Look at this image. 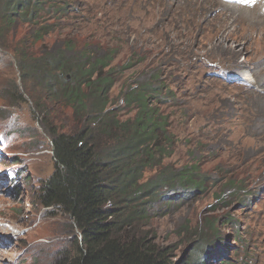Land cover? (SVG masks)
<instances>
[{
	"label": "rangeland",
	"instance_id": "374dc122",
	"mask_svg": "<svg viewBox=\"0 0 264 264\" xmlns=\"http://www.w3.org/2000/svg\"><path fill=\"white\" fill-rule=\"evenodd\" d=\"M53 1L62 7V0ZM64 1L68 18L41 20L52 31L40 41L35 33L42 27L22 18L0 31V264H57L73 247L68 217L37 202L39 185L54 168L51 135L88 125L53 96L42 72H34L37 60L55 54L65 42L99 55L116 48L112 67L141 61L120 75L110 94L108 110L119 120L133 115L121 97L125 85L135 86L158 69L167 73L172 87L179 80L175 102L180 105L166 110L177 142L167 167L192 165L199 158L201 171L218 181L223 178L216 175L218 168L247 185L257 180L249 196L242 195L246 204L238 201L241 196L229 200L227 193L218 200V187L184 195L171 205L157 202L143 231L170 248L174 264H183L199 241L196 233L212 236L210 225L230 215L243 226L249 252L237 251L232 228L218 225L233 250L231 259L264 264V187L256 189L264 181V14L219 0ZM90 11L115 23L114 41L98 43L81 31ZM216 72L244 82L226 83ZM154 174L146 172L145 180Z\"/></svg>",
	"mask_w": 264,
	"mask_h": 264
},
{
	"label": "trees",
	"instance_id": "16d2710c",
	"mask_svg": "<svg viewBox=\"0 0 264 264\" xmlns=\"http://www.w3.org/2000/svg\"><path fill=\"white\" fill-rule=\"evenodd\" d=\"M58 5L53 0H0V31L22 18L42 27L35 31V40L40 41L52 31L41 20L68 18L69 4L62 0V7ZM89 16L81 31L98 43L114 41L113 35H118L115 23L97 18L95 11ZM117 54L116 48L102 50L100 55L85 47L77 51L74 44L65 42L62 49L35 65L34 72H42L49 79L53 96L88 124L68 134L51 135L54 168L37 192L42 208L59 211L71 221L73 247L57 264H174L170 248L143 231L153 205L165 201L171 205L184 195L204 194L217 187L218 200L227 193L231 194L229 200L241 196L238 201L246 204L249 200L244 198L257 181L252 179L247 185L245 179L229 177L231 173L220 168L216 175L223 178L218 181L201 171L199 158H193L192 165L167 167L165 161L175 154L177 142L169 131L173 123L166 110L180 105L175 102L180 82H173L172 87L167 73L158 69L135 86L125 85L121 97L133 115L119 120L114 110H108L110 94L120 75L141 61L129 59L122 66L112 67ZM151 170L154 177L145 180V173ZM263 187L264 181H260L256 189ZM218 225L232 228L237 251L249 253L243 226L226 215L210 225L212 236L196 233L199 241L193 242L183 264H246L231 259L229 252L233 250L227 248Z\"/></svg>",
	"mask_w": 264,
	"mask_h": 264
}]
</instances>
